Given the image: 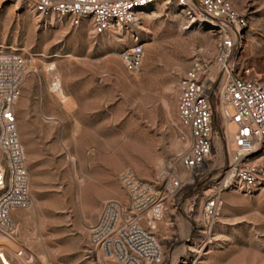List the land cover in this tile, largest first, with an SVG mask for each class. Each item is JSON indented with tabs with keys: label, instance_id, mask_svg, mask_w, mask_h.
Returning <instances> with one entry per match:
<instances>
[{
	"label": "rangeland",
	"instance_id": "374dc122",
	"mask_svg": "<svg viewBox=\"0 0 264 264\" xmlns=\"http://www.w3.org/2000/svg\"><path fill=\"white\" fill-rule=\"evenodd\" d=\"M228 1L249 20L240 66L264 83V0ZM35 5L0 0V45L31 59L15 109L32 193L31 206L13 213L16 234H0V264H120L91 245L89 226L107 200L129 202L126 169L160 189L183 184L154 228L143 220L163 248L162 261L149 264H264L263 190L225 189L214 223L204 217L233 149L219 111L205 167L183 162L192 135L179 118V84L194 60L217 52L209 18L163 2L96 34L90 21L75 26ZM136 45L144 58L131 72L121 54ZM262 161L264 153L254 160Z\"/></svg>",
	"mask_w": 264,
	"mask_h": 264
},
{
	"label": "built area",
	"instance_id": "2783aa9c",
	"mask_svg": "<svg viewBox=\"0 0 264 264\" xmlns=\"http://www.w3.org/2000/svg\"><path fill=\"white\" fill-rule=\"evenodd\" d=\"M163 2L175 4L194 20L209 18L219 34L215 56L194 60L182 76L178 101L180 121L192 135L183 154L190 170L203 169L212 154L215 111L226 131L233 128L229 165L204 206L205 220L212 225L225 189L264 191V161L254 162L264 153V83L249 77V67L240 66L247 16L228 0H36L35 10L41 16L69 17L75 26L90 21L94 33L104 34L112 27L134 23L143 10ZM121 57L128 70L136 72L143 63V47L136 45ZM30 71L27 55L0 45V234L5 236L16 234L14 211L32 204L31 174L15 109ZM120 180L129 202L109 199L104 203L89 226L91 245L120 264L159 263L162 245L143 220L154 228L164 217L166 200L177 195L182 181L174 178L160 189L130 169L120 174Z\"/></svg>",
	"mask_w": 264,
	"mask_h": 264
},
{
	"label": "bare ground",
	"instance_id": "6f19581e",
	"mask_svg": "<svg viewBox=\"0 0 264 264\" xmlns=\"http://www.w3.org/2000/svg\"><path fill=\"white\" fill-rule=\"evenodd\" d=\"M3 254H5L4 252H0V258L3 259Z\"/></svg>",
	"mask_w": 264,
	"mask_h": 264
},
{
	"label": "crops",
	"instance_id": "0c3cea01",
	"mask_svg": "<svg viewBox=\"0 0 264 264\" xmlns=\"http://www.w3.org/2000/svg\"><path fill=\"white\" fill-rule=\"evenodd\" d=\"M14 216H15V214H14Z\"/></svg>",
	"mask_w": 264,
	"mask_h": 264
}]
</instances>
